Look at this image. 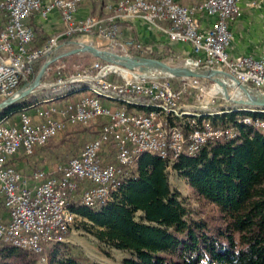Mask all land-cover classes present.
Segmentation results:
<instances>
[{
    "label": "built area",
    "instance_id": "1",
    "mask_svg": "<svg viewBox=\"0 0 264 264\" xmlns=\"http://www.w3.org/2000/svg\"><path fill=\"white\" fill-rule=\"evenodd\" d=\"M85 1L104 0L0 1L7 17L0 27V100L31 81L29 78L39 60L58 53L59 36L49 37L40 48H31L34 30L25 22L33 13L46 17L55 8L61 14L62 36H72L63 45L72 44L77 36L93 35L106 39L109 50L133 54L131 50H141L143 43L132 38L119 39L117 20L140 18L165 33L170 41L190 43L197 56L192 58L193 67L222 69L242 83L264 91V55L231 57L226 50L231 40L229 23L241 10L240 0H201L191 5L175 0H116L111 14L78 19L75 12ZM247 4L256 5L257 1ZM203 14L216 16L205 30L200 28ZM52 64L45 74L52 79L43 82L56 87L54 90L64 87L68 92L59 91L16 109L19 117L14 121L5 123L12 111L0 119V239L16 247L39 253L48 243H62L80 217L69 208L68 198L81 188L80 202L84 205L111 200L116 191L115 178L140 153L148 151L162 159H172L183 151L194 153L207 141L236 135L229 127H215L209 122L195 125L185 134L173 123L176 118H186L193 124L194 116L223 110L191 111L190 106L178 101L179 92L171 82L172 77L157 72L147 77L131 71L123 74L110 69L100 59L90 65L95 74L83 72L62 77V66L57 65L51 72ZM115 71L117 79L108 77ZM177 80L183 86L199 87L208 79L180 77ZM81 90L86 93L56 102ZM106 100L121 105L111 106ZM126 104L132 110H127ZM136 107L147 110L139 111ZM98 118L106 119L98 134L66 161L28 172L7 163L19 151L31 154L68 126H86ZM240 121L264 133V118L245 116ZM105 152H113V161L105 160Z\"/></svg>",
    "mask_w": 264,
    "mask_h": 264
},
{
    "label": "trees",
    "instance_id": "2",
    "mask_svg": "<svg viewBox=\"0 0 264 264\" xmlns=\"http://www.w3.org/2000/svg\"><path fill=\"white\" fill-rule=\"evenodd\" d=\"M39 37L37 41L34 36L31 48H40L48 40ZM132 53L162 60L169 55L176 58L169 47L156 51L146 44ZM43 61L34 65L30 80ZM32 102L30 94L1 109L0 119ZM125 108L132 110L127 104ZM234 108L194 116L193 124L186 118L173 121L185 134L195 125L209 122L215 127L231 128L236 133L234 137L207 141L194 153L183 151L172 159H162L148 151L140 153L115 178L116 191L111 200L84 205L78 188L68 198L69 208L80 216L78 228L108 248L128 252L130 256L122 259L123 264H264V133L240 121L245 116L264 118V112ZM105 120L94 121L97 126L89 139L98 134ZM87 140L79 149L68 146L56 152V158L61 159L57 162L78 154ZM46 144L29 155L19 151L7 163L20 169V162L28 163L41 154ZM112 153L109 161H113ZM168 166L186 180L196 198L216 207V216H198V211L181 200L179 192L170 186ZM43 168L32 165V169ZM59 245L48 243L35 253L0 239V264H37L42 259L48 264H89L81 255L57 257Z\"/></svg>",
    "mask_w": 264,
    "mask_h": 264
},
{
    "label": "rangeland",
    "instance_id": "3",
    "mask_svg": "<svg viewBox=\"0 0 264 264\" xmlns=\"http://www.w3.org/2000/svg\"><path fill=\"white\" fill-rule=\"evenodd\" d=\"M96 16V15H94ZM107 16V15H106ZM100 17V16H98ZM105 17V16H101ZM96 44H93L99 48L109 49L106 43V39L102 37L95 36ZM77 40V39H76ZM79 41V40H77ZM73 45L67 46V50ZM114 52H119V50H113ZM133 52V50H131ZM120 53V52H119ZM98 58H95L90 53L81 52L77 54H73L70 56H66L59 59L57 63H53V68H51V72L56 69L57 65L62 66V72L66 77L71 74L81 73L85 74H95L96 70L91 69L90 65H92ZM170 64L178 65L183 64V60L179 58H170L166 57L164 59ZM119 71V70H118ZM111 74L108 76L112 79L118 78V73L110 72ZM124 74V73H123ZM52 79V76L46 75L43 78L44 82ZM172 84L175 86L177 91L179 92L178 101L181 103L187 104L190 106L191 111L195 112H215L221 111V108L227 109L231 107H240L239 105H234L230 101L226 100L222 93L217 88L216 84L207 80L203 81V84L197 86L192 85H181V83L177 79H171ZM83 83H81L82 85ZM56 87H49L43 85L38 88L32 95L33 100L34 96H38L39 99L46 98L54 95L56 92H68V89L64 87L58 88L59 91L54 90ZM228 92L233 98H239V93L237 89L233 86H228ZM86 93V90H81L76 93H72L70 95H66L62 98L56 100V102H65L71 99L76 95L80 96ZM76 98V97H75ZM108 103V100H106ZM111 106L121 105L116 102L109 101ZM123 106V105H122ZM19 117V112L17 110L12 111L11 115L7 118L6 122L14 121ZM103 119V118H102ZM97 125L94 122L88 124V128H83L81 125L76 126H68L71 128H66L63 133L59 134L52 140H50L44 148H42L41 154L36 157H33L28 163L20 162L19 168L24 172L32 170V165L37 164V167H50L55 162L61 160L60 158H56V152L61 150H65L68 146L76 149L80 148V145L83 141L89 139V135L95 129ZM108 152L104 153V157L107 158ZM168 174H169V182L171 188L179 192V197L181 200L192 208L195 211H198V216L202 217H210L212 215L216 216V207L211 203H204L200 199L196 198L192 189L187 184L186 180L179 175L176 174L171 168L168 166ZM80 218V217H79ZM79 218H76L74 223L69 229L68 236L66 239L60 243L59 251L57 253V257L61 258L67 255H81L83 256L89 264H123L122 259L124 257H129L130 254L125 251L116 250L108 248L102 245L96 238H94L91 234L83 231L78 228ZM37 264H48L47 260L42 259L37 262Z\"/></svg>",
    "mask_w": 264,
    "mask_h": 264
},
{
    "label": "crops",
    "instance_id": "4",
    "mask_svg": "<svg viewBox=\"0 0 264 264\" xmlns=\"http://www.w3.org/2000/svg\"><path fill=\"white\" fill-rule=\"evenodd\" d=\"M1 1V0H0ZM50 2L51 0H43ZM116 0H104L102 3L81 2L75 12L76 18H85L89 15L106 16L113 12V4ZM183 5H191L201 0H175ZM257 1L256 5H249L248 2ZM241 10L239 14L229 23L231 40L226 47L229 56L249 55L259 58L264 55V0H240ZM215 15L203 14L200 16V28L205 30L215 21ZM7 21L6 12L0 7V27ZM25 22L32 27L34 35L39 41V36H59L60 49L58 52L67 50L70 44H64L62 36L63 22L60 11L52 9L46 17L33 13ZM119 39L132 38L148 45L149 48L160 51L167 47L173 50L174 55L180 60L194 56L192 46L188 42L170 41L167 35L154 26L140 18L117 20ZM75 39L91 44H96V37L93 35H80ZM75 40V41H77ZM71 48V47H70ZM202 56V54H201ZM168 57L174 58L173 55ZM78 95L71 97L74 99ZM41 99V98H40ZM34 96L35 100H40ZM70 99V100H71ZM111 153L105 160H109ZM47 167V166H46ZM45 168V167H44ZM87 185V184H85Z\"/></svg>",
    "mask_w": 264,
    "mask_h": 264
},
{
    "label": "water",
    "instance_id": "5",
    "mask_svg": "<svg viewBox=\"0 0 264 264\" xmlns=\"http://www.w3.org/2000/svg\"><path fill=\"white\" fill-rule=\"evenodd\" d=\"M72 47L68 50L58 52L45 59L31 81L18 88L12 95L0 100V110L11 106L15 102L33 94L38 88L45 85L43 78L49 65L53 62L73 54L87 52L95 58L107 62L110 69L116 66L127 69L137 76H150L157 72L172 78L198 77L213 81L219 87V91L235 107L232 110L259 111L264 112V91L254 86L242 83L233 74L219 68L199 69L193 67V59L187 58L184 64L173 65L165 60L137 54H119L109 49L99 48L91 43L83 41H72ZM228 86L237 88L239 98H233L228 92ZM223 110L222 112H226Z\"/></svg>",
    "mask_w": 264,
    "mask_h": 264
},
{
    "label": "bare ground",
    "instance_id": "6",
    "mask_svg": "<svg viewBox=\"0 0 264 264\" xmlns=\"http://www.w3.org/2000/svg\"><path fill=\"white\" fill-rule=\"evenodd\" d=\"M112 68H114L115 70H119V71H121L122 73H124V74H127V73H131L129 70H127V69H122V68H119V67H116V66H114V67H112ZM131 74H133V73H131ZM217 88L219 89V87L217 86ZM237 89V88H236ZM213 114H215V113H213Z\"/></svg>",
    "mask_w": 264,
    "mask_h": 264
}]
</instances>
